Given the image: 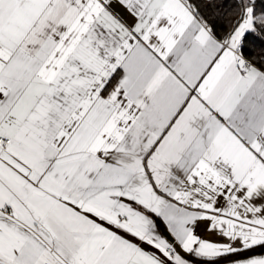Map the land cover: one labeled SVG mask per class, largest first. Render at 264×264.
Returning a JSON list of instances; mask_svg holds the SVG:
<instances>
[{"label": "snow or ice", "instance_id": "1", "mask_svg": "<svg viewBox=\"0 0 264 264\" xmlns=\"http://www.w3.org/2000/svg\"><path fill=\"white\" fill-rule=\"evenodd\" d=\"M0 264H264V0H0Z\"/></svg>", "mask_w": 264, "mask_h": 264}]
</instances>
